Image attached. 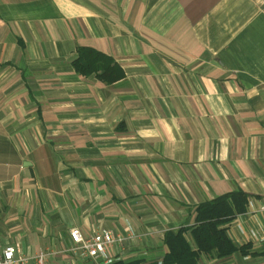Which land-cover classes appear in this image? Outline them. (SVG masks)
Returning <instances> with one entry per match:
<instances>
[{
  "label": "crops",
  "instance_id": "crops-1",
  "mask_svg": "<svg viewBox=\"0 0 264 264\" xmlns=\"http://www.w3.org/2000/svg\"><path fill=\"white\" fill-rule=\"evenodd\" d=\"M78 47L123 71L76 72ZM237 247L264 264V0H0V246L40 264H162L167 230L230 191ZM109 229L103 254L69 230Z\"/></svg>",
  "mask_w": 264,
  "mask_h": 264
},
{
  "label": "trees",
  "instance_id": "trees-1",
  "mask_svg": "<svg viewBox=\"0 0 264 264\" xmlns=\"http://www.w3.org/2000/svg\"><path fill=\"white\" fill-rule=\"evenodd\" d=\"M73 66L77 73L84 76L95 74L98 79L107 83L123 76V71L113 59L89 47H78ZM247 200L248 194L237 189L200 202L195 207V224L190 229L195 248H191L184 237L187 228L167 230L163 236L167 251L161 263L199 264L201 253L214 252L217 257H224L235 251L245 253V246L237 247L228 236L226 223L246 210Z\"/></svg>",
  "mask_w": 264,
  "mask_h": 264
},
{
  "label": "built area",
  "instance_id": "built-area-1",
  "mask_svg": "<svg viewBox=\"0 0 264 264\" xmlns=\"http://www.w3.org/2000/svg\"><path fill=\"white\" fill-rule=\"evenodd\" d=\"M69 238L71 240L69 250L72 253L93 258L103 254L107 246L121 240L120 237L114 236L109 229H100L87 236L83 235L79 229L71 228ZM43 257V254H39L33 259L40 264ZM30 259L31 257L23 254L19 248L12 244L0 246V264H29Z\"/></svg>",
  "mask_w": 264,
  "mask_h": 264
}]
</instances>
